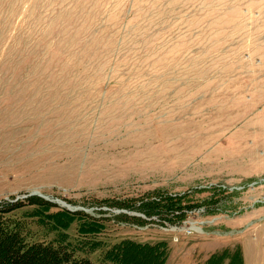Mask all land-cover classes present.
<instances>
[{
	"label": "rangeland",
	"instance_id": "obj_1",
	"mask_svg": "<svg viewBox=\"0 0 264 264\" xmlns=\"http://www.w3.org/2000/svg\"><path fill=\"white\" fill-rule=\"evenodd\" d=\"M186 196L180 223L149 206ZM21 203L27 241L96 264H264V0H0V207Z\"/></svg>",
	"mask_w": 264,
	"mask_h": 264
},
{
	"label": "trees",
	"instance_id": "obj_2",
	"mask_svg": "<svg viewBox=\"0 0 264 264\" xmlns=\"http://www.w3.org/2000/svg\"><path fill=\"white\" fill-rule=\"evenodd\" d=\"M184 198L189 197L160 198L149 204V206H155V209L164 211L165 216L173 215V221L180 223L184 221L185 216L176 215V213H180L184 209L182 207ZM31 204L45 206L41 201L26 205ZM26 205L22 203L6 204V206L0 207V264H96L90 259L80 258L77 255L78 251H75L71 244L65 245L61 241L51 243L27 241L21 223L15 217H9L10 214ZM125 245L122 244L119 249V256L122 255V257H118L114 253V255H109V258L118 257L116 259L118 262H124L123 258L129 252L128 245L132 246L135 251H146L148 249L147 251L151 252L154 257L156 255L160 256L162 255L160 249L164 246L161 243L149 247L130 243ZM222 261L219 260L220 264H222Z\"/></svg>",
	"mask_w": 264,
	"mask_h": 264
},
{
	"label": "crops",
	"instance_id": "obj_3",
	"mask_svg": "<svg viewBox=\"0 0 264 264\" xmlns=\"http://www.w3.org/2000/svg\"><path fill=\"white\" fill-rule=\"evenodd\" d=\"M214 245L215 243L212 241H198L191 238L187 244H184L182 254H188L189 257H196V260H199L203 256L212 255L218 251L219 249H216Z\"/></svg>",
	"mask_w": 264,
	"mask_h": 264
},
{
	"label": "built area",
	"instance_id": "obj_4",
	"mask_svg": "<svg viewBox=\"0 0 264 264\" xmlns=\"http://www.w3.org/2000/svg\"><path fill=\"white\" fill-rule=\"evenodd\" d=\"M191 230L192 231L189 234H193V232H196L197 231V228H192ZM176 241H178V240L176 239Z\"/></svg>",
	"mask_w": 264,
	"mask_h": 264
},
{
	"label": "bare ground",
	"instance_id": "obj_5",
	"mask_svg": "<svg viewBox=\"0 0 264 264\" xmlns=\"http://www.w3.org/2000/svg\"><path fill=\"white\" fill-rule=\"evenodd\" d=\"M42 197V196H41Z\"/></svg>",
	"mask_w": 264,
	"mask_h": 264
}]
</instances>
